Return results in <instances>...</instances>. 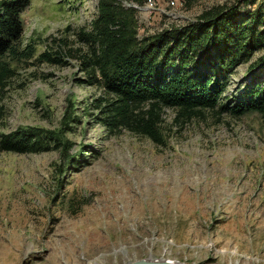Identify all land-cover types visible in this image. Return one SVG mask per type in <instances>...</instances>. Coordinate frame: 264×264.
I'll use <instances>...</instances> for the list:
<instances>
[{
	"label": "rangeland",
	"instance_id": "obj_1",
	"mask_svg": "<svg viewBox=\"0 0 264 264\" xmlns=\"http://www.w3.org/2000/svg\"><path fill=\"white\" fill-rule=\"evenodd\" d=\"M137 8L138 36L202 20L207 9L264 0H120ZM100 0H30L20 59L0 92V136L53 132L49 149L0 151V264H127L169 258L187 264H264V115L221 110L264 86L253 57L231 73L219 107L184 119L164 107L162 139L123 127L111 133L84 82L78 38ZM227 7V8H226ZM62 49L64 61L40 60ZM71 49L74 56L69 55Z\"/></svg>",
	"mask_w": 264,
	"mask_h": 264
},
{
	"label": "trees",
	"instance_id": "obj_2",
	"mask_svg": "<svg viewBox=\"0 0 264 264\" xmlns=\"http://www.w3.org/2000/svg\"><path fill=\"white\" fill-rule=\"evenodd\" d=\"M29 3L0 0V92L15 75L11 59L31 54L20 49L23 12ZM239 15L235 5L207 9L202 20L140 38L137 8L120 0H100L91 27L81 28L77 35L87 45L79 56L86 73L83 81L100 85L106 94L96 107L109 131L125 127L160 141L164 107L177 108L184 119L217 109L235 67L264 44L261 9L246 19ZM65 53L75 55L71 49ZM39 58L59 63L64 53L47 49ZM263 65L264 54L251 66ZM220 109L237 114L256 110L264 115V86L250 88ZM52 139L56 135L43 128H19L1 134L0 151L40 152L49 149Z\"/></svg>",
	"mask_w": 264,
	"mask_h": 264
},
{
	"label": "water",
	"instance_id": "obj_3",
	"mask_svg": "<svg viewBox=\"0 0 264 264\" xmlns=\"http://www.w3.org/2000/svg\"><path fill=\"white\" fill-rule=\"evenodd\" d=\"M127 264H187L181 261L169 259V258H139L130 261Z\"/></svg>",
	"mask_w": 264,
	"mask_h": 264
}]
</instances>
